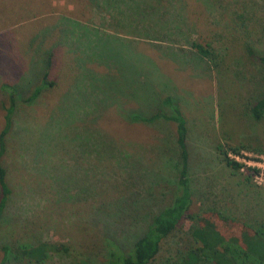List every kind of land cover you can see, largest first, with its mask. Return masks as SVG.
Wrapping results in <instances>:
<instances>
[{"label": "rangeland", "instance_id": "rangeland-1", "mask_svg": "<svg viewBox=\"0 0 264 264\" xmlns=\"http://www.w3.org/2000/svg\"><path fill=\"white\" fill-rule=\"evenodd\" d=\"M247 44L264 54V0H0V130L16 98L0 264H108L107 239L129 249L177 186L175 123L128 117L170 115L165 96L187 123L189 212H218L240 239L264 229V178L217 149L264 169V115L251 110L264 66ZM45 69L53 85L27 101ZM193 224L181 219L150 264H174Z\"/></svg>", "mask_w": 264, "mask_h": 264}, {"label": "trees", "instance_id": "trees-1", "mask_svg": "<svg viewBox=\"0 0 264 264\" xmlns=\"http://www.w3.org/2000/svg\"><path fill=\"white\" fill-rule=\"evenodd\" d=\"M193 47L200 56L209 57L211 53L209 49L199 43H193ZM246 49L247 54L252 60L264 66V54H257L252 46L248 44ZM52 85L53 81L48 77V70L45 69L39 83L36 84L31 93L26 97V100L29 102L34 101L42 90ZM2 88L8 89L10 87L7 84H3ZM14 91V89H11L9 92V104L4 106V124L0 130V212L11 193L6 181V169L2 163V156L6 149L7 135L12 128V118L16 105V98L12 95ZM162 104L171 107L172 113L170 115L156 111L150 116L130 113L128 117L132 121L152 124L161 118L175 123V137L178 146V178L173 199L168 205L151 215L146 229L136 237L127 251H124L115 240L107 239V244L111 247V257L108 264H150L158 253L162 240L175 230L180 220L184 217H188L194 222L190 230L192 242L186 250H183L174 264L264 263V229H254L251 235H249L250 237H246L248 232L244 231L240 239V237L234 235H227L223 227H218L217 218H220L218 212L200 214L189 212L192 203V191L189 178V150L186 141L188 133L187 123L179 106L172 97L165 96L162 99ZM251 110L255 119L262 118L264 115V93ZM217 149L221 160L227 167L236 172L242 168H246L250 175L262 173L264 178V170L255 166H248L229 156L228 151L222 145H219ZM231 151L234 154H239L240 152L237 147H232ZM247 238H251L250 245L247 244ZM43 252L38 251L40 255H44Z\"/></svg>", "mask_w": 264, "mask_h": 264}, {"label": "built area", "instance_id": "built-area-1", "mask_svg": "<svg viewBox=\"0 0 264 264\" xmlns=\"http://www.w3.org/2000/svg\"><path fill=\"white\" fill-rule=\"evenodd\" d=\"M228 155L229 156H231V157H233V158H235L236 160H238L239 161V157L237 156V155H230L229 153H228ZM244 163V162H243ZM244 164H246V163H244ZM248 164H252V166H257L258 168L259 167H261V166H263L259 161H254V162H252L251 163V161L250 162H248L246 165H248ZM249 166V165H248ZM262 170H264V169H262ZM261 177H263L262 176V173L261 174H259Z\"/></svg>", "mask_w": 264, "mask_h": 264}]
</instances>
